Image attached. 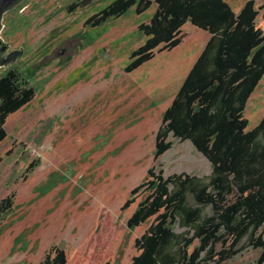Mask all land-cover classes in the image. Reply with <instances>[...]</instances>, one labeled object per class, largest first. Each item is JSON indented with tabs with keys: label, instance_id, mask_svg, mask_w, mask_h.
Masks as SVG:
<instances>
[{
	"label": "rangeland",
	"instance_id": "rangeland-1",
	"mask_svg": "<svg viewBox=\"0 0 264 264\" xmlns=\"http://www.w3.org/2000/svg\"><path fill=\"white\" fill-rule=\"evenodd\" d=\"M76 1L27 0L25 9L17 7L2 23L0 74L18 66L38 91L9 115L8 136L0 143V202L9 195L14 199L0 223V264H39L61 240L71 244V257L84 253L102 239L94 234L104 222L116 226L110 264H131L139 253L136 239L155 218L132 228L128 224L145 192L129 208L123 205L149 169L210 180L211 162L190 140L175 139L170 150L154 158L163 115L210 34L188 21L180 45L156 50L152 59L127 71L133 51L147 38L140 25L151 20L157 4L142 13L133 6L91 26L87 19L114 0L69 10ZM226 1L239 13L248 0ZM258 25L264 30L262 13ZM245 116L249 130L264 117V76ZM36 159L39 166L28 172ZM188 201L198 205L191 194ZM214 212L212 205L203 206L205 216ZM189 230L178 226L180 233ZM228 247L219 243L216 250ZM237 247L240 252L222 264H255L258 249L247 242Z\"/></svg>",
	"mask_w": 264,
	"mask_h": 264
},
{
	"label": "trees",
	"instance_id": "trees-1",
	"mask_svg": "<svg viewBox=\"0 0 264 264\" xmlns=\"http://www.w3.org/2000/svg\"><path fill=\"white\" fill-rule=\"evenodd\" d=\"M91 1H76L68 9L84 8ZM257 1L248 0L236 13L226 0H114L86 21L97 26L133 6L142 13L157 4L151 20L140 25L147 38L133 51L127 71L152 59L156 50L180 45L188 21L210 34L163 115L154 155L158 160L175 139L190 140L211 162L210 180L187 172L165 175L163 169L156 172V166L149 169L123 205V210L129 208L136 195L145 192L128 224L132 228L155 218L136 239L139 253L131 264H222L240 252L237 246L242 242L258 249L255 264H264V117L249 130L245 116L248 101L264 76V30L258 25L259 15L264 17V0L259 6ZM36 85L18 66L0 74V143L8 136L9 115L35 98ZM40 162H31L28 172ZM190 194L198 205L189 203ZM207 205L213 206V215L203 214ZM13 206V195L2 199L0 223ZM178 226L190 230L180 233ZM115 229V225L101 223L94 236L102 239L74 257L71 244L61 240L39 264H110ZM219 243H229V247L217 251Z\"/></svg>",
	"mask_w": 264,
	"mask_h": 264
},
{
	"label": "flooded vegetation",
	"instance_id": "flooded-vegetation-1",
	"mask_svg": "<svg viewBox=\"0 0 264 264\" xmlns=\"http://www.w3.org/2000/svg\"><path fill=\"white\" fill-rule=\"evenodd\" d=\"M26 1H27V0H18V2H17L14 6H12V7L9 8V9H7V10L4 12L3 16H2V20H1L2 23H3V21H4V18H8L9 16H11V15L13 14V12L16 10L17 7H19V11L25 9V8H26V5H27ZM6 31H7V29L4 30V32H6ZM0 51H1V48H0ZM12 60H13V59H12ZM12 67H14V66H12ZM12 67H9V68H12ZM9 68H7V69H9ZM5 70H6V69H5ZM3 71H4V70H3Z\"/></svg>",
	"mask_w": 264,
	"mask_h": 264
},
{
	"label": "water",
	"instance_id": "water-1",
	"mask_svg": "<svg viewBox=\"0 0 264 264\" xmlns=\"http://www.w3.org/2000/svg\"><path fill=\"white\" fill-rule=\"evenodd\" d=\"M17 2H18V0H0V31H1V28H2V21L1 20H2V16H3L4 12L7 9L11 8L12 6H14Z\"/></svg>",
	"mask_w": 264,
	"mask_h": 264
}]
</instances>
